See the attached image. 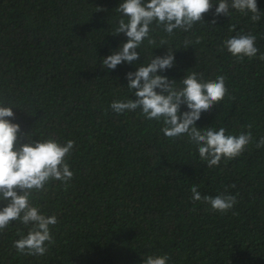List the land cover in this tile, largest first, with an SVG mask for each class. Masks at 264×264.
Masks as SVG:
<instances>
[{"label":"trees","instance_id":"16d2710c","mask_svg":"<svg viewBox=\"0 0 264 264\" xmlns=\"http://www.w3.org/2000/svg\"><path fill=\"white\" fill-rule=\"evenodd\" d=\"M121 2L0 0V105L14 108L18 146L28 137L75 142L66 158L73 178L67 185L50 181L30 197L42 214L57 217L50 226L55 243L41 256L19 254L13 243L28 228L12 221L0 232V264H143L165 254L168 264H264V147H256L264 137V16H215L212 0L187 32L168 35L153 23L156 43L145 39L138 61L107 70L102 58L127 41L115 36ZM256 2L264 14V0ZM238 34L256 37V57L237 61L227 51L224 41ZM166 47L175 51V64L158 74L170 81L179 83L189 70L205 81L225 77V97L196 127L239 135L251 125L252 141L239 157L207 168L186 135L165 137L163 123L139 109L111 110L113 101L135 100L126 74L152 54L164 56ZM193 185L202 197L227 189L237 203L213 211L192 200Z\"/></svg>","mask_w":264,"mask_h":264},{"label":"clouds","instance_id":"9594fccd","mask_svg":"<svg viewBox=\"0 0 264 264\" xmlns=\"http://www.w3.org/2000/svg\"><path fill=\"white\" fill-rule=\"evenodd\" d=\"M214 4L212 0H122L115 9L121 14L116 35L124 34L127 41L122 43L106 58H102L101 66L107 70H115L118 65L134 64L140 59L137 49L147 39L149 45L156 41L150 37V26L153 23L162 27L172 35L174 30L189 31L194 24L201 23L204 14ZM97 12L104 11L96 8ZM230 10L241 14H251L253 22H259L264 16L258 9L256 0H218L215 4V16L229 17ZM216 21L213 20L212 24ZM235 31V25L229 27ZM256 37L251 34H238L224 41V47L237 59H251L257 56L259 49L255 46ZM167 41L161 40V47ZM160 47V48H161ZM167 48L164 56H153L150 61L139 66L135 72L126 74L127 88L133 91L135 100L113 101L111 110L116 114L126 111L141 110L148 120L163 123L161 131L167 138L186 135L190 143L197 147L199 158L206 162L207 168L219 166L221 160H232L239 157L252 141L251 125L247 133L226 135L225 129L212 127L198 129L196 122L201 114L218 105L227 93L225 77L215 80H203L195 71L189 70L179 82L170 81L159 75L175 64V51ZM264 60V55L260 56ZM188 109L181 113V106ZM13 107L0 105V232L6 230L12 221H17L28 228L27 235L14 241L13 247L19 254L29 256L44 255L55 243L50 226L58 223L55 215L45 216L37 206L30 203L33 192L47 191L50 181H59L64 185L73 178L66 158L72 154L75 142L60 144L53 138L28 142L18 146L20 126L12 123L15 119ZM264 147V137L256 144ZM230 187H235L234 185ZM192 200L203 201L211 210L225 213L237 203L235 195L220 194L215 197L201 196L197 185L190 189ZM168 255L146 256L143 264H168Z\"/></svg>","mask_w":264,"mask_h":264}]
</instances>
